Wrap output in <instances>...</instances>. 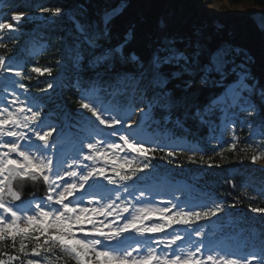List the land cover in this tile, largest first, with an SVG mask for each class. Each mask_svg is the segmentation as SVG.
Listing matches in <instances>:
<instances>
[{"label": "snow or ice", "instance_id": "obj_1", "mask_svg": "<svg viewBox=\"0 0 264 264\" xmlns=\"http://www.w3.org/2000/svg\"><path fill=\"white\" fill-rule=\"evenodd\" d=\"M42 11L52 18L63 15L60 7ZM115 14V9L105 13L102 27L75 20L65 51L74 69L79 107L59 116L62 127L29 94L22 81L31 77L23 65L13 66L11 57L0 55V264H264V234L259 246L243 236V229L226 234L224 229L236 223L228 217L224 225L216 224L213 218H221L223 202L211 197L203 202L184 199L179 188L180 196L159 197L154 188L158 174L151 164L158 151L173 158L178 150L189 151L190 162H196L197 154L203 161L199 145L181 147L182 138L168 126L183 129L187 119L198 120L208 128V142L222 145L240 113L258 115L253 97L264 103V88L247 82L245 65L235 63L229 47L218 48L205 63L199 40L190 42L186 54L175 38L164 36L143 58L124 56L127 37L106 48L102 41L109 38ZM26 18V13L13 11L12 22L0 21V33L18 31ZM85 60L93 72L87 80L81 75ZM129 62L133 71L116 70L118 63ZM166 66L176 70L166 73ZM29 71L52 76L50 67L32 66ZM183 76L190 77L185 91L194 77L222 91L191 117L186 105L183 116H174L181 104L168 85ZM230 76L236 79L228 82ZM54 87L48 82L42 91ZM66 141L69 149L63 147ZM235 148L234 142L228 145ZM261 159L264 151L251 157L253 163ZM28 181H42L46 195L23 200L18 186Z\"/></svg>", "mask_w": 264, "mask_h": 264}, {"label": "trees", "instance_id": "obj_2", "mask_svg": "<svg viewBox=\"0 0 264 264\" xmlns=\"http://www.w3.org/2000/svg\"><path fill=\"white\" fill-rule=\"evenodd\" d=\"M215 1H226L230 5L242 4L246 9V14L232 17L226 21L208 17L199 9L196 0H2L0 2L2 13L9 14L16 11L29 13L33 16L42 15L43 20L24 23L18 28L16 34L1 33L0 37L3 38L6 47L0 48V54L4 56L14 54L22 43L23 37L29 33L31 28L40 25L34 39L36 43L46 42L47 45L43 48L42 54L38 56L37 66L40 68L50 67L52 77H54L58 71L60 51L65 44H71L72 34L75 30V24L67 16L66 11L73 9V16L81 23L99 24L98 15L104 8L108 6L116 8L118 5L124 4L121 13L109 23V38L102 41L104 47L115 46L127 37V43L123 49L124 56L129 57L135 54L143 58L149 55L156 42L164 36L175 38L176 47L186 54L190 51V42L199 40L202 49V63L207 62L218 48L229 47L234 50L232 56L235 63L245 65L249 74L248 83L255 84L257 89L264 88V32L260 31L249 18L251 14L264 13V0ZM9 4L12 5L11 8L8 6ZM34 4H37V8H33ZM44 7L53 9L60 7L63 10V15L52 18L51 13L42 11ZM99 70L97 69V71ZM116 70L131 72L134 68L131 62L128 64L118 63ZM175 70L167 66L163 69L166 73ZM87 73L88 79L93 76V72L88 68L85 60L84 68L81 71L84 79ZM69 75L70 78H75L74 69L66 53L65 78H69ZM34 78L28 80L34 89H38L36 85L42 89L47 87L48 81L41 80L38 75H34ZM186 79H190V77L183 76L174 79L168 85L172 89L174 98L181 104V107L174 112V116H183L186 105L191 117L197 107L202 109L211 95L220 92V88L201 85L199 77L191 78L195 82L190 89L185 91L183 84ZM235 79V76H230L228 82ZM34 89L33 91H36ZM63 98L66 104L72 108L70 111L75 112V109L79 107L78 95L75 90L73 88L68 91L63 89ZM253 99L259 106L258 115L249 116L246 113H241L242 121L234 129L237 139L234 150L228 149L231 142H227V146L222 149L216 151L206 149L203 152V161L197 154L194 156L195 163L188 160V156L192 153L185 151L176 152L175 158L167 157L164 152L160 151L156 152L155 156L158 172L169 168L170 171L164 175H173L184 179L196 176L197 182L205 184L215 200L223 202L224 212L220 214V217L224 220L232 217L236 227L254 234L259 240L264 234V213L260 212L261 215L256 216L251 210L253 208L246 205L249 198L244 195L246 187H252L264 195V170H255L251 160L253 155L264 151V135L261 134V130L264 128V103H261L258 95ZM58 115L60 116V113ZM156 115L159 117L162 113L157 112ZM215 118V116L212 117V119ZM170 126L173 127L172 125L168 127ZM206 127V125L201 126L198 120L191 118L184 122V128L188 129V135L198 137L202 144H204L207 134ZM175 129L178 134H181V128ZM252 129H258L259 132L249 137ZM228 134L230 133L228 132ZM208 163H212L213 167L209 168ZM234 169L237 171L233 172ZM242 214L244 218L240 216ZM4 251L16 254L12 252L11 248L4 249ZM15 264H19V262H15Z\"/></svg>", "mask_w": 264, "mask_h": 264}, {"label": "rangeland", "instance_id": "obj_3", "mask_svg": "<svg viewBox=\"0 0 264 264\" xmlns=\"http://www.w3.org/2000/svg\"><path fill=\"white\" fill-rule=\"evenodd\" d=\"M196 2L200 10L204 12L206 15L216 17L221 20H228L231 17L243 16L246 14V9L242 4L230 5L226 1L219 2L215 0H196ZM120 9H121L120 7L115 9L116 14L120 11ZM112 10L114 9L103 10L102 13L99 15L101 19V26H103L102 21H103V17L105 13H111ZM27 18H29L28 15H27ZM42 18H43L42 16L32 17V19H38V20ZM0 21L12 22L11 16H3V17L1 16ZM32 48H34V46H32ZM35 49L37 50L38 48H35ZM12 63H13V66L16 65L15 62H12ZM255 164L259 167H264V159H261L255 162Z\"/></svg>", "mask_w": 264, "mask_h": 264}, {"label": "water", "instance_id": "obj_4", "mask_svg": "<svg viewBox=\"0 0 264 264\" xmlns=\"http://www.w3.org/2000/svg\"><path fill=\"white\" fill-rule=\"evenodd\" d=\"M249 18L260 31L264 32V13L251 14Z\"/></svg>", "mask_w": 264, "mask_h": 264}]
</instances>
